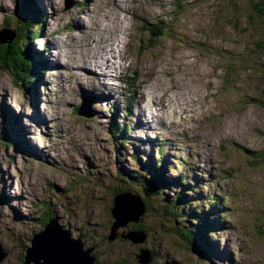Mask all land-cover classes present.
<instances>
[{
	"label": "rangeland",
	"instance_id": "1",
	"mask_svg": "<svg viewBox=\"0 0 264 264\" xmlns=\"http://www.w3.org/2000/svg\"><path fill=\"white\" fill-rule=\"evenodd\" d=\"M35 1L42 32L27 46L45 63L40 81L25 89L0 68V245L5 253L0 264H23L29 241L45 226L44 203L74 237L96 246L98 264H141L136 257L141 247L153 251L152 264H264L259 0ZM20 2L0 0L1 41L15 34ZM119 15L125 19L123 54L116 49L113 60L123 67L97 70L81 55L80 63L70 61V52L105 44L95 36L98 24H107L112 36L111 21ZM9 17L11 25L5 26ZM140 90L147 102L153 100L147 109L140 104ZM132 94L135 118L124 116ZM113 122L123 123L122 130L129 125L127 143L111 132ZM137 150L141 161L133 156ZM160 157L167 181L183 173L202 192L219 196L222 206L212 212L217 226L208 238L213 252L207 258L174 231L191 228L190 222L164 207L179 185L151 197L128 185L124 192L147 205L139 223L147 240L136 246L107 239L112 193L123 184L117 172L134 169L141 176L146 164L161 167ZM195 199L189 197V207L197 213L202 206Z\"/></svg>",
	"mask_w": 264,
	"mask_h": 264
},
{
	"label": "trees",
	"instance_id": "2",
	"mask_svg": "<svg viewBox=\"0 0 264 264\" xmlns=\"http://www.w3.org/2000/svg\"><path fill=\"white\" fill-rule=\"evenodd\" d=\"M30 1L31 0H24L17 6L16 14L19 20L17 22L18 27L16 26L14 29L15 35L11 42L0 45V68L4 71H8L13 77V82L25 89H30L35 82L40 81L39 76L44 69L42 65H45L42 59L39 56H34L27 46L30 40L40 37L42 32L41 23L38 18L39 11L35 8L34 3L33 8L31 7ZM262 5V0H259L256 10L260 15H263ZM4 20L5 26L11 25V17H9V19L4 18ZM21 41L25 43L24 47L20 46ZM111 128H113L111 131L115 137L122 135L123 141L126 142L127 131L129 132L130 129L128 125L122 130L116 122H113ZM138 153L139 152L135 153L133 156L136 160L141 161V159L138 158ZM159 162L161 167H156L154 162H151L150 165L146 164L144 166V172L140 173L141 176H136V171L134 169L128 170L123 168V170L117 172V176L121 178L124 185H117V188L112 194L114 195L128 189L130 190L128 187L129 185L142 189L147 197H151V195H164V188L179 185V189L173 193L172 197L164 200V207L170 215L177 218H185L190 222L191 228H183L180 225L182 230L175 228L174 231L176 234H180L182 238H186L188 243L195 251L197 250L201 256L207 258L209 253L212 255L211 252L208 251L210 250L208 244L209 234H212L214 230V226H212V212L216 207L220 206L221 202L210 192H202V190L199 189L200 185L188 182V178L184 176L183 173H181V175L179 174L180 176L176 178V182L171 179L167 181L164 176L167 167L163 161ZM148 173L151 174V177L146 175ZM194 190L198 192L195 193ZM191 192H194L196 195H192ZM189 197H196L195 200H201L202 208L200 212L197 210L196 213L192 210L193 207H189L191 204ZM41 211L44 213V215L41 213V222L44 226L47 219L53 215L50 213V206L48 203H44L41 206L40 212ZM131 225V228L143 230L147 234V231H145L142 225Z\"/></svg>",
	"mask_w": 264,
	"mask_h": 264
},
{
	"label": "water",
	"instance_id": "3",
	"mask_svg": "<svg viewBox=\"0 0 264 264\" xmlns=\"http://www.w3.org/2000/svg\"><path fill=\"white\" fill-rule=\"evenodd\" d=\"M262 4L264 15V0ZM14 35L8 34V41L4 38L0 43L11 42ZM146 211L147 205L139 196L128 192L115 194L110 210L112 223L108 241L121 239L136 246L144 244L148 235L143 230L130 228V225H139ZM29 242L31 245L25 250L23 264H98L94 255L96 246H85L82 237H74L72 229L57 218L48 220ZM2 250L0 245V260L5 257ZM136 257L141 264H151L154 258L152 250L144 247L139 248Z\"/></svg>",
	"mask_w": 264,
	"mask_h": 264
},
{
	"label": "bare ground",
	"instance_id": "4",
	"mask_svg": "<svg viewBox=\"0 0 264 264\" xmlns=\"http://www.w3.org/2000/svg\"><path fill=\"white\" fill-rule=\"evenodd\" d=\"M91 3V2H90ZM164 3V2H163ZM39 5H41V3L39 4ZM77 5V4H76ZM123 8H126V5H125V3L123 4ZM79 9V8H78ZM149 12H151V10H148ZM39 13L41 14V11H39ZM11 16V15H10ZM124 17L122 16V15H119V16H117V19L115 20V21H111V25H112V27H113V35L112 36H107V29H108V27H107V24H103V26L104 27H101V24L99 23L98 24V29H99V33L97 34V35H95V36H102L103 38H105L106 40V42H105V44H103V43H101V42H98L95 46H94V48H90L89 50H87V49H83V50H81V51H78V50H76V51H73V53H71L70 52V61H72L74 64H75V61L77 60V64L78 63H80L79 62V58L77 57L78 55H81V60L84 62V59H85V62H86V64H85V62H84V64L85 65H87V66H93L95 69H97V70H99V69H105L106 67L107 68H115V67H117V65H119L120 67H123L122 66V64H121V62H115L114 60H113V57H115L114 56V54L116 53V49H117V53H119L120 51H121V46L123 45V43H124V37L122 36V34L124 33V30H125V22H124ZM9 28V27H8ZM85 28V27H84ZM109 50H112V55L113 56H111L110 58H108V57H106V53H108L109 52ZM91 53H93L92 55H91ZM123 54V51H121L120 52V55H122ZM92 57V59H90V58H88V57ZM87 58V59H86ZM45 60H46V56H45ZM47 62V61H46ZM47 64H48V62H47ZM76 64V65H77ZM43 66V65H42ZM58 66H59V68L60 67H64V66H62L61 65V63H59L58 62ZM65 68V67H64ZM47 69V68H46ZM110 70H112V69H110ZM109 70V71H110ZM108 71V72H109ZM106 72V77H111V74L110 73H107V71H105ZM113 92H116V91H113ZM97 93L99 94V95H103V96H105L104 94H103V91L102 90H99V91H97ZM145 95V93H144V91H142V90H140V104L142 105V106H144V108L145 109H147L150 105H152L153 104V100H150L149 102H147V99H146V97L144 96ZM132 96V98H130L131 99V101L133 102V100H134V96H133V94L131 95ZM106 97V96H105ZM167 100H169V99H167L166 98V101ZM128 101V100H127ZM171 101V100H170ZM168 102V101H167ZM134 103V102H133ZM38 104V103H37ZM137 104V103H136ZM135 104V110H136V108H137V105ZM157 110H159L158 108H156ZM135 110L133 111V110H131L130 111V114L132 115V117L133 118H135V116H138V114H135ZM149 110H151V109H149ZM148 110V111H149ZM159 111H161V110H159ZM140 118V117H139ZM135 120V119H134ZM42 123V122H41ZM136 120H135V124L134 125H136ZM135 128V127H134ZM112 132V131H111ZM117 132V131H116ZM128 132V131H127ZM125 143H127V142H125ZM118 144V143H117ZM31 147V146H30ZM33 148V147H32ZM37 152V151H36ZM25 153V152H24Z\"/></svg>",
	"mask_w": 264,
	"mask_h": 264
}]
</instances>
